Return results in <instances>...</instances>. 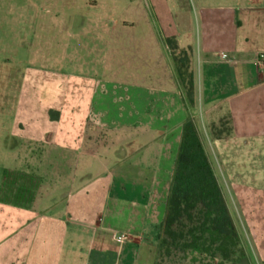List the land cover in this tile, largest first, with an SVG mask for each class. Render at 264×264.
I'll return each instance as SVG.
<instances>
[{"label":"crops","instance_id":"1","mask_svg":"<svg viewBox=\"0 0 264 264\" xmlns=\"http://www.w3.org/2000/svg\"><path fill=\"white\" fill-rule=\"evenodd\" d=\"M74 1L75 15L57 22L71 0H0V56L4 42L19 40L20 12L33 39L41 27L43 42L74 40L76 74L90 78L91 105L89 119L69 122H90L114 143L81 169L82 177L97 166L94 178L79 176L62 211L30 214L0 241V264H156L175 168L164 165L180 146L188 116L166 39L192 49L200 133L201 123L211 130L227 118L231 135L214 141L213 152L223 162L233 154L232 170L245 187L264 186V70L257 64L264 54V0ZM72 24L80 27L75 34ZM52 27L58 30L51 39ZM83 80L76 83L80 91ZM3 106L0 97V177L3 155L13 151L8 144L18 141L12 131L4 140ZM63 135L68 145L71 133Z\"/></svg>","mask_w":264,"mask_h":264},{"label":"rangeland","instance_id":"2","mask_svg":"<svg viewBox=\"0 0 264 264\" xmlns=\"http://www.w3.org/2000/svg\"><path fill=\"white\" fill-rule=\"evenodd\" d=\"M26 1L16 0L21 5H25ZM76 4L71 0V3L66 5L65 13L58 14L57 22L74 16ZM19 19L22 23L18 30L19 40L16 44L4 42L3 56L1 55L4 61L0 75V97L4 105L3 116L6 118L3 124L4 140L10 138L11 131L16 134L18 140L8 144L13 151L4 153L1 163L3 169L9 170L18 180H11V184L9 182V186L5 185L3 188L5 192L12 190L19 193V188L24 186V178L30 176L37 184L32 194H19L21 203L27 205L32 201L29 208L0 202V241L9 235L12 229L20 227L23 221L32 216L30 214L62 211L70 195H74L78 190L81 169L89 166L95 158L103 159V152L114 143L106 130L99 129L90 122H69L75 118H90V78L76 74L75 60L80 55L76 42H43L41 39L45 33H42L41 27L35 28L37 37L34 40L27 33L24 12L19 13ZM72 25L71 29L75 34L80 27L78 24ZM7 30V27H3V34ZM57 30L51 28V39L55 38ZM59 73L61 74L58 75ZM79 78H84L83 81L87 82H83L81 91L76 85L80 83ZM100 98L105 99L102 94ZM51 112H57L60 116L63 114L66 122L58 120L56 123L52 120ZM200 125L201 138L204 145L210 149V159L219 175L239 232V245L233 249L229 260H225L221 252L215 250L203 254L172 251L170 255L164 251L159 254L156 264H264V186L245 187L243 178L235 175L232 170L233 154H228L224 163L221 154L213 152L211 144L229 136L231 127L227 118L212 126L211 130H206L204 123ZM55 131L59 133L56 142ZM67 132H70V138H73L68 145L62 140L65 137L63 134ZM81 132H84V138H74ZM178 151L179 148L164 168L170 169L173 163L175 165ZM112 155L113 153H110V157ZM221 166L228 170H220ZM96 168V164L93 165V169L80 178L82 182L88 180L91 175L94 178ZM164 168L162 167L163 170ZM173 171L174 169H171V180ZM163 173L167 174L165 170ZM0 178L2 184V177ZM25 186L24 188H29L27 183Z\"/></svg>","mask_w":264,"mask_h":264},{"label":"trees","instance_id":"3","mask_svg":"<svg viewBox=\"0 0 264 264\" xmlns=\"http://www.w3.org/2000/svg\"><path fill=\"white\" fill-rule=\"evenodd\" d=\"M166 43L172 53V63L188 116L183 124L165 218L157 236L158 257L164 251L170 255L172 251L203 254L215 250L221 252L225 260H229L233 249L239 245L240 237L196 123L192 49H181L176 38H167ZM51 117L53 121H58L60 115L51 112ZM231 132L230 129L229 136ZM26 178L24 186L27 183L29 188L22 186L19 193L12 190L5 192V185L9 186L11 180H18L17 176L15 178L5 169L0 188V202L29 208L32 201L27 205L21 203L19 194H32L37 182L31 176ZM4 193L7 196L3 195Z\"/></svg>","mask_w":264,"mask_h":264},{"label":"built area","instance_id":"4","mask_svg":"<svg viewBox=\"0 0 264 264\" xmlns=\"http://www.w3.org/2000/svg\"><path fill=\"white\" fill-rule=\"evenodd\" d=\"M257 64H258V67L260 69L264 70V54H260L258 56V58H257ZM116 240L119 243L124 244L127 241V237L126 236H118V237H116Z\"/></svg>","mask_w":264,"mask_h":264}]
</instances>
